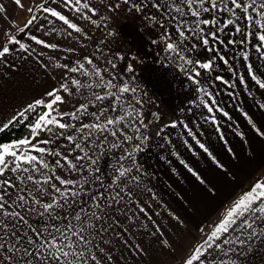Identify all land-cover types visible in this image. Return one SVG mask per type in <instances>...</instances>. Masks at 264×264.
<instances>
[{
    "label": "snow or ice",
    "instance_id": "1",
    "mask_svg": "<svg viewBox=\"0 0 264 264\" xmlns=\"http://www.w3.org/2000/svg\"><path fill=\"white\" fill-rule=\"evenodd\" d=\"M185 184L178 264H264V0H0V264L175 259Z\"/></svg>",
    "mask_w": 264,
    "mask_h": 264
},
{
    "label": "crops",
    "instance_id": "2",
    "mask_svg": "<svg viewBox=\"0 0 264 264\" xmlns=\"http://www.w3.org/2000/svg\"><path fill=\"white\" fill-rule=\"evenodd\" d=\"M26 15H27L26 13H20L18 18L23 20ZM255 56L256 54L253 52L252 54L253 60H255ZM25 76H27V72L25 73ZM4 91L6 93V102H7V98H11L14 102L18 95L17 83L12 82L6 85ZM226 98L227 97H225V99ZM163 99L168 103L178 104L180 97L178 93L176 92V90H173L171 93L166 94L163 97ZM241 99H243V96H241ZM250 102L251 101L249 100V103ZM229 107H231V105H229ZM241 127L245 128V124L243 123V121H241ZM253 135H254L253 133L249 132L250 138ZM236 139L237 141L239 140L238 137ZM252 145L256 149L257 153H259V149H260L259 141L253 140ZM247 147H248L247 145H244L243 148L245 149V151L240 152L242 161H244L245 157L247 156V151H246ZM236 148L237 150H240L241 144L237 143ZM149 162L150 163L152 162L151 158L149 159ZM258 162H259V156L257 155V159L252 162L249 170H251V168H255L258 165ZM233 163L236 164L235 161ZM184 188L186 189L187 198H189L192 201L191 206H189L186 210V215L188 216L190 222L188 223L187 229H184L183 227H177L174 230V234H173V240L175 242L174 243V247H175L174 256L179 253H181L182 256L185 254L187 250V244L192 242L191 237L188 236V233L192 232L193 234H196L194 225L196 224L198 220H200L204 215H207L208 212L210 211L209 207H205L199 202L198 190L195 189L194 186L190 184H185ZM185 238H187V243H185ZM172 259H173V255L169 254V250L161 251L158 247L155 249L152 256L148 257L149 264H171Z\"/></svg>",
    "mask_w": 264,
    "mask_h": 264
},
{
    "label": "rangeland",
    "instance_id": "3",
    "mask_svg": "<svg viewBox=\"0 0 264 264\" xmlns=\"http://www.w3.org/2000/svg\"><path fill=\"white\" fill-rule=\"evenodd\" d=\"M181 257H182V254H181V253L175 255V259H172V260H171V264H178V261H179V259H180ZM172 261H173V262H172Z\"/></svg>",
    "mask_w": 264,
    "mask_h": 264
}]
</instances>
